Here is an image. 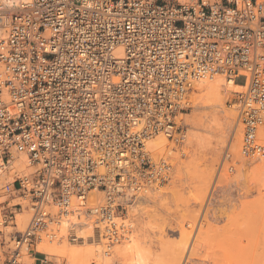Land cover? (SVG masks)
Instances as JSON below:
<instances>
[{"label":"built area","instance_id":"2783aa9c","mask_svg":"<svg viewBox=\"0 0 264 264\" xmlns=\"http://www.w3.org/2000/svg\"><path fill=\"white\" fill-rule=\"evenodd\" d=\"M218 74L245 76L241 154L264 157V0H0V175L15 154L35 168L3 187L1 224L17 225V198L32 213L7 264L38 241L80 242L81 216L107 255L127 206L171 177L149 139L172 137L193 85Z\"/></svg>","mask_w":264,"mask_h":264},{"label":"rangeland","instance_id":"374dc122","mask_svg":"<svg viewBox=\"0 0 264 264\" xmlns=\"http://www.w3.org/2000/svg\"><path fill=\"white\" fill-rule=\"evenodd\" d=\"M186 1H189V0H186ZM213 1H219V0H213ZM239 76L236 78L237 83L238 84L244 83L245 76L243 75H239ZM239 100H240V94H236L230 100L227 101V107L229 110L230 108H233V107L235 109L234 104H237V109H235L237 110V118H239V113H238ZM193 110L194 108H191L189 111H187V113L193 114V112H191ZM215 126H218V125H215ZM215 126L214 125L212 126L213 131L214 129L217 128V127L215 128ZM225 126L226 125H224V127L223 126L220 127L219 125L220 129L218 127L219 133L220 131H222L221 128L223 130L225 129L223 132L220 133L221 135L217 133L218 129L215 132L217 134H215L213 131L207 132L206 130H203L197 127L187 126L185 129L184 127L182 128L180 126L178 129V133H176L174 136V141H172L173 143H171V145L176 143L177 140H181V139L184 140L185 131H187V128H190L189 130H192V131L194 130L193 134L191 133L192 131L189 132L188 134V136L191 135L190 136L191 139L195 136L194 133H199L200 135H202V137L208 136L207 137L208 139L206 137H203L205 138L204 140H206V143H207V147L204 146V148L205 147L207 149L209 148L211 151L213 148L214 149L211 152L210 150L208 151L205 148V150H207L208 153L205 150H202L203 152L205 151V153L201 151V153L199 152V154H196L195 152L197 151L193 150L192 149L193 147L190 148L191 145L189 146V144H185L187 146L183 147L184 149L182 150L177 149L176 147H173L170 145V147H173V152H171V157L175 158L176 156L179 155L186 161L185 162L186 168H184L183 170V173L184 172L185 173L182 174L183 180L181 182V184H183L184 186L180 185L179 187H176V188L173 187V184H174L173 178L175 180V177L177 176L176 175L177 173L175 172L173 176H171L169 180L163 186L168 184L166 187L169 188L171 187V183L173 181L171 189L179 193H176V196H174L175 195L174 193H173L174 195L173 194L170 196L168 195L171 198V199L169 198L171 201L168 199V196L164 198L166 200L161 199L166 202L163 203V201L162 202L160 201L162 204H159L157 202L159 206L158 204L155 205V202L154 203L151 202L152 204L149 203L150 206L148 204L149 207H147L148 215L145 218L144 225L141 224L143 226L141 233H147L149 237L151 235V238L153 237V235H157L158 234L157 232H159V235H157V237H159V249L158 247L156 248L154 246V248H156L155 250L157 251V254L159 253V264H243L242 255H240L241 253L240 243L243 240L242 239L243 237L241 238V235L243 234L242 227L244 226L245 222H246V226L248 225V228H250L249 230H251L254 226L255 229H252V231L255 230L256 239L258 241L260 240L261 243L264 242V185L263 183L260 184L261 181L264 182V179H263L264 174L261 176L258 174L260 176V182L257 179L259 176L258 177L256 176L257 173H260V172H257L254 169L252 170L255 173L257 172L256 174L253 171L249 170L248 173L246 172L247 174L244 173L245 176L240 175L244 172L240 167L241 163L239 165V162L241 161H238V158L237 159L235 158L236 156L233 155L234 149L230 146L231 142H233L232 141L233 139L232 131H234V128L233 126L232 127L229 126L230 128L229 127L226 128ZM191 128H194V129H191ZM199 134H196V136ZM225 134H228V135L224 136ZM219 135H220V138L224 139V140L222 139V142L217 140L219 138ZM196 136L194 139H196ZM199 137L200 136H198V138ZM202 137L199 138V141H201L200 139ZM203 138H202V141H203ZM241 139H242V129H241ZM209 141L210 143L212 142L211 144L213 145V148L211 145H209L210 144ZM216 143L218 144L220 143L219 144L220 146L222 145L221 147L217 146L218 148L215 146L217 150L221 148V150H219V154L215 153L217 151L215 150L214 144L218 145ZM229 146L232 148V150L229 148ZM190 149L195 151L194 152L195 154L193 153V151H191L192 152L191 153ZM182 151L185 152L186 154L184 155ZM166 153H169V152L168 151L161 152L159 154V157L163 156ZM203 154L205 157L202 156ZM229 154L231 155V157L229 156ZM19 155H23V154H18L14 156H19ZM199 156H201V160ZM209 156L211 160L209 159ZM214 156H215V162H214ZM24 157H25V162L23 164L24 168L21 167L22 169H17V172L15 171V172L8 173L9 171L8 169L10 168L9 167L6 172L0 175V222L2 221V215L4 213V210H3L5 206L4 201L9 198L8 195H6V192L3 188L4 185L7 182H11L13 179L17 177H21L24 175H29V176L34 175V170H35L34 166L29 161L28 158L26 159L27 156L24 155ZM230 159H232V161ZM174 160L176 161V159ZM174 160L171 159L173 168H174V163H175L173 162ZM224 160L226 161V163H224L225 162ZM209 161H211L210 164L208 163ZM190 162H192V164ZM205 164L207 165V168ZM211 164L212 165L214 164V166L213 167L210 166ZM208 166L210 167L211 170L208 169L209 168ZM187 167L192 168V169L188 170ZM200 167L202 168L203 172L205 169H207L205 170L206 174L209 171L210 172L212 171L211 173H213L214 171V173L212 174L213 179L211 180V183H210L211 186L209 185V188L208 190H206V192H205V189H203L204 186L201 185L205 173H203L202 170L200 171L201 169ZM212 168H215L216 170ZM196 170H198L197 171L198 173L196 172ZM224 173H227V175ZM229 174H232L231 176H229L230 178L228 177ZM174 186H176V184H174ZM201 186H203V188H201ZM202 190L205 192L206 195H204V193L202 194L203 192ZM186 193H189V194H186ZM200 193L202 194V196L204 195L205 198L204 197L201 198ZM99 195L102 199L103 193H100ZM194 195L198 197L195 198ZM184 197H186L187 200ZM198 198L203 199L204 201L203 202H201L202 200L198 201ZM175 200H177L179 204H176ZM13 202H22L23 209L20 212H23V211L25 212L27 208L29 209V200L27 199L17 198ZM199 202L202 203V204L200 203L201 206H199L198 204L196 205V203H199ZM168 203L169 205H167ZM181 204L184 206V208H178L175 211V208ZM182 205L181 207H183ZM185 206H187V208ZM166 207L167 209H169L168 211L172 210L173 212L172 211L171 212L172 213L175 212V213L174 214L171 213L170 215H168L166 213L167 212ZM168 207H170L171 210ZM248 210H250V212H248ZM20 212L17 214V219H16L17 225H14V224L13 225H3L0 223V264H7L8 248L10 246V243H9L10 233L16 230L25 229L30 220V217L32 214L31 211H29L28 213V218L26 219V222L22 224L20 222L21 218H19ZM251 213H253L254 215ZM245 214L247 215L246 217H245ZM168 217L171 220H169ZM124 220H126V218ZM128 222L130 223L129 219H128ZM128 222H125V223H128ZM132 223L134 224L132 230H134L136 228L135 224L137 222L133 221ZM81 234L84 235L82 232ZM146 237L147 236L144 235L141 238L147 240ZM65 243H68L70 246L84 244L83 242L82 243L73 242L75 244H71L72 241H69L68 238H65V239H61L58 242V245L61 246L62 244H65ZM142 244L144 247L146 246L149 247L147 242L142 243ZM151 247L153 246L149 247L150 249H152L151 251H155L154 248H151ZM113 249L115 248L113 247ZM42 251L45 252L44 250ZM26 254L27 252H24V255L22 257V264H33L32 257H29ZM47 254H48L49 264H66V257H64L65 256L64 254L54 255V253H49V252ZM119 256L120 257H118L117 259L115 257L113 258L114 261L112 264H125L128 262L127 257H125L123 252L119 253ZM261 258L262 257H260L259 259L260 261L258 262V264H264V258L262 259ZM95 259L96 257H94L92 260H95Z\"/></svg>","mask_w":264,"mask_h":264},{"label":"bare ground","instance_id":"6f19581e","mask_svg":"<svg viewBox=\"0 0 264 264\" xmlns=\"http://www.w3.org/2000/svg\"><path fill=\"white\" fill-rule=\"evenodd\" d=\"M2 1L6 5H12L13 2L16 0H2ZM245 89L246 88L244 85L238 84L237 82L234 81L233 78L227 79L226 77H224L220 74L215 75L213 78H207V79L201 80L199 82H196L193 85V88L189 94L191 97V100H192V107L191 108H194V110L191 111V112H193V114H190V113L188 114L187 112L179 113L178 117L176 118V121H177V124H179V126L177 125L178 128L181 126L182 128L184 127L186 129L187 126H191V127L201 128L203 130H206L207 132L213 131V128H212L213 125L214 126L218 125V126H215V128L216 127L217 128L214 129V131H213L214 133L218 129L219 125H220V127H222V126L224 127V125H226L225 126L226 128H228L229 126L230 127L233 126V128H234V131H232L233 132L232 133L233 134V137H232L233 142H231V145L229 143V145L234 149L233 155L236 156L235 158L236 159L238 158V161H241V162H239V165L241 163L240 167L244 172L240 175H244V173H246V172L248 173L249 170L253 171L252 169H254L257 172H260V173L256 172L257 173L256 176L258 177L259 175L261 176L264 174V157L247 158L241 154V142H240L241 140L240 139H241V129H242L241 127H242V125L240 123V119L237 118V110H235V109H237V104H234L235 109L233 107V108H230V110H229L227 107V101L230 100L236 94H240V93L244 92ZM220 127H219V129H220ZM189 129L190 128H187V131H185L184 135L186 138L184 137V140L181 139L183 141L177 140V142L172 144V145H171V143H173L172 141H174V136L176 133H178V130L173 134L172 137L168 136L167 134L161 133V134L149 139V141H148V148L152 151L153 158L155 161H159L162 157H165V158L169 159L170 163H171V159L172 160L176 159V161L175 160L173 161V162H175L174 168H173V165L171 163V171H170L171 176H173V174L175 172L177 173L176 177L174 175L175 180L173 178L174 184H176V186H174V184H173L174 188L179 187L180 185H183V184H181V182L183 180L182 174L185 173V172L183 173V170H184V168H186V166H185L186 161L179 155L176 156L175 158L173 157L174 159L171 157V152H173V147H176L177 149L182 150V149H184L183 147L187 146L185 144H189V146L191 145L190 148L193 147L192 149L197 151V152H195V151L190 149V152L193 151V153L195 152L196 154H199V152L201 153V151L205 150V148L207 147L206 140H204L205 138H203L206 136L202 137V135H200L199 133H194L195 136H196V134H199L196 136V139H198V140L194 139L195 138L194 135H193L194 137L192 136L193 138L191 139V137H190L191 135L188 136V134L192 130H189ZM191 129H194V128H191ZM219 129H218L217 133H219ZM221 130L222 131H220V133L223 132L225 129L223 130L221 128ZM193 132H194V130L191 133L193 134ZM217 133H215V134H217ZM220 135H219V138H220ZM226 135H228V134H225L224 136H226ZM198 136L202 137L203 141H202V138L200 139L201 141H199L200 137L198 138ZM176 138H177V136H176ZM219 138L217 140L222 142L223 138H220V139ZM209 139H210V137H209ZM204 143H206V144H204ZM209 143H210V141H209ZM211 143L209 145H211L213 148V145ZM216 144H218V143H216ZM219 144L218 145L214 144V147L215 146L221 147L222 145L220 146ZM170 145L173 147H170ZM204 146H206V147L204 148ZM230 146H229V148L232 150V148ZM216 147H215V150L217 152H215V153L219 154V150H221V148L217 150ZM213 149H212V151H213ZM207 150L209 151L210 149L208 148ZM207 150H205V151L207 152ZM163 151H168L169 153H166L163 156L159 157V154ZM205 151L204 152L202 151V152L205 153ZM183 154L185 155L186 153L183 152ZM15 155H18V154H15ZM202 156L205 157L204 154ZM215 156H214V162H215ZM199 157L201 160V156H199ZM206 157H207V155H206ZM194 158H195V156H194ZM26 159H27V157H26ZM196 159H198V158H196ZM209 159H210V156H209ZM24 162H25L24 155L14 156V158H12L8 164V168L10 167L9 169L7 168L9 170L8 173L9 172H15V171L17 172V169H22L21 167H23ZM210 162L211 161H209L208 163L210 164ZM190 163L192 164V162H190ZM224 163H226V161ZM205 166L207 168L206 164H205ZM210 166L213 167L214 164L213 165L211 164ZM25 167H27V166H25ZM189 169H192V168H188V170ZM208 169H210V167ZM212 169H215V168H212ZM201 170H202V168L200 169V171ZM205 170H207V169H205ZM205 170H204V172L202 170V172L205 173ZM242 170H240V171H242ZM197 171L198 170H196V172ZM200 171H199V173H200ZM261 171H263V172H261ZM206 172H208V171H206ZM211 172L209 171L207 174H209ZM213 173H214V171H213ZM213 173H211L209 175H207L205 173V175H204L203 181L201 183V185H203L204 188H203V186H201V188L205 189V192H206V190H208L209 185L211 186L210 183H211V180L213 179L212 178ZM224 174L227 175V173H224ZM231 175L232 174H229L228 177ZM186 176H188V175H186ZM199 176H200V174H199ZM260 176L257 178L259 180V182H260ZM201 179H202V177H201ZM201 179H200V181H201ZM263 179H264V176H263ZM173 181H172V183H173ZM165 183L166 182H164V183H160V182L153 183L152 185H150L147 192L140 199L134 201L133 203H131L127 206L126 212L119 219L120 222L123 223L126 228L123 231L122 237L113 246L115 249H113V247H112L107 255H105L103 253V248H104L103 239L101 238L100 235L95 234L96 230H94V226L92 225V217L91 216L90 217L81 216V219L79 220V222H80L79 226H77L75 228V231L81 236V241L79 243L83 242L84 243L83 245L70 246L68 243H65L62 245L60 244L61 246H59L58 245L59 240L53 241V242H48V241L44 240V241H38L37 242V251L43 252L42 250H44L47 253L48 252L54 253V255L55 254H58V255L64 254L65 255L64 257H66V264H112L114 261L113 258L115 257L117 259L118 257H120L119 253H121V252L124 253L125 257H127L128 262L125 264H159V253L157 254V251L155 250L157 247L159 249V237H157V235H159V232H157L158 233L157 235L152 234L153 237L151 238V235L149 237V235L147 233H141V230L143 229L142 225H144L145 218L148 215V208L147 207L150 206L149 203L155 202V205L158 203L162 204L161 202L163 200H161V199H164L168 195L170 196L173 193L175 194V195L173 194L174 196H176V193H179V192H175V190L171 189L172 183H171V187H169V188L166 187L168 184L163 186ZM261 183H263V185H264V182L261 181L260 184ZM184 190H186V189H184ZM205 192L203 191L202 194L204 193V195H206ZM96 193H98V194H96ZM100 193H102V192H99L97 190H92L88 194L89 200L92 202L100 200L101 199V197L99 195ZM94 194H95V196H94ZM186 194H189V193H186ZM202 194H201V198L204 197V195L202 196ZM178 195H177V197H178ZM169 196H168V199L170 198ZM180 196H182V195H180ZM177 197H176V199H177ZM194 197L197 198L198 196L194 195ZM184 198L187 200L186 197H184ZM199 199L200 198H198V201H201V200H202L201 202L204 201L203 199H200V200ZM164 200H166V199H164ZM195 200H197V199H195ZM175 201H176V204H179L177 202V200H175ZM164 202H166V201H163V203ZM201 202L196 203V205L198 204L199 206H201V204H202ZM186 203H187V201H186ZM148 204H149V206H148ZM159 204H158V206H159ZM167 205H169V203ZM181 205H179L180 207L179 206L176 207L175 211L178 208H184V206L182 205L183 207H181ZM151 206H153V205H151ZM192 206H194V205H192ZM199 206H198V208H199ZM154 207H156V206H154ZM170 207H168V208H170ZM185 207L187 208V206H185ZM166 209H167V207H166ZM166 209H165V211H166ZM168 210L169 209H167L166 213L168 215H170L173 211L171 210V208H170V210L172 212L168 211ZM29 211L30 210L27 208L25 210V212L24 211L20 212L19 218H21L20 222L22 224H24V222H26V219L28 218ZM248 212H250V210H248ZM174 213H172V214H174ZM253 213H251V214H253ZM246 214H245V217L247 216ZM125 218L127 221L124 220ZM128 219H129L130 223L128 222ZM168 219L171 220L169 217H168ZM75 220H76V216H73V215H70L69 217L63 219L62 224H61V230L67 229L72 222H75ZM133 221L137 222L135 224L136 228L134 230H132L133 226H134V224L132 223ZM125 222H128V223H125ZM126 224L130 227H128ZM242 228H243L242 229L243 234L241 235V238L243 237L242 238L243 240L240 243L241 244L240 255H242L243 264H258V262L260 261L259 260L260 257L264 258V242L261 243L260 240L258 241L256 239L255 230L252 231V229H255L254 226H253V228L251 227L252 228L251 230H249L250 228H248V225L246 226V222H245L244 226ZM136 230H137V232H136ZM81 232L84 235H82ZM154 232H156V231H154ZM152 233H153V231H152ZM144 235L147 236L146 237L147 240L141 238ZM86 241H88V242H86ZM144 241L147 242L149 247L153 246L151 248H154V246H155L156 247V248H154L155 251H151L152 249H150L147 246L144 247L142 244V243H146ZM71 244H75V243L72 242ZM112 249H113V251H112ZM26 255L31 257V255L28 252ZM94 257H96V259L92 260ZM242 261H241V263H242Z\"/></svg>","mask_w":264,"mask_h":264},{"label":"crops","instance_id":"0c3cea01","mask_svg":"<svg viewBox=\"0 0 264 264\" xmlns=\"http://www.w3.org/2000/svg\"><path fill=\"white\" fill-rule=\"evenodd\" d=\"M33 264H49V262H44V254L43 252H37L32 256Z\"/></svg>","mask_w":264,"mask_h":264}]
</instances>
